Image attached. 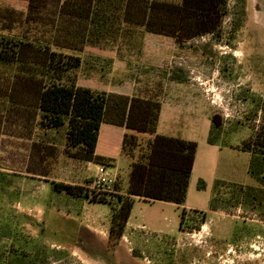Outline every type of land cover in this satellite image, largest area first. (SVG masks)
<instances>
[{"label": "rangeland", "instance_id": "374dc122", "mask_svg": "<svg viewBox=\"0 0 264 264\" xmlns=\"http://www.w3.org/2000/svg\"><path fill=\"white\" fill-rule=\"evenodd\" d=\"M15 1L11 6L25 8ZM184 37L143 33L133 49L86 48L80 56L94 68L82 66L77 79L93 90L158 100L157 133L196 142L184 204L136 200L123 236L110 241V206L99 201L112 204L114 187L125 190L131 159L115 155V166L107 165L119 173L112 188L88 194L90 202L83 195L94 167L63 156L59 138L43 135L25 110L14 123L0 122V264L16 254L30 264H264L261 234L223 250L215 245L229 240L234 221L264 231L255 211L232 204L229 186L253 184L243 145L264 123L252 102L264 104V0H244V7L226 0L216 33ZM176 69L181 83L169 80ZM213 116L222 125L217 145L206 141ZM216 181L223 185L214 190ZM59 183L73 193L59 191Z\"/></svg>", "mask_w": 264, "mask_h": 264}, {"label": "trees", "instance_id": "16d2710c", "mask_svg": "<svg viewBox=\"0 0 264 264\" xmlns=\"http://www.w3.org/2000/svg\"><path fill=\"white\" fill-rule=\"evenodd\" d=\"M23 1L25 8L20 10L11 6L15 0H0L5 3L0 5V122L14 123L18 113L30 110L37 130L43 135L52 131L59 138L63 156L106 167L113 159L96 154L101 125L126 129L128 136L121 146L122 153L131 159L126 189L117 191L114 187L112 204L99 201L110 206V241L123 236L135 197L183 205L196 142L156 133L161 108L156 99L79 86V69L93 67L80 54L86 48L133 49L134 40L143 33L178 36L182 31L186 39L213 35L226 14V0ZM237 1L244 7V0ZM240 15L243 17L244 10ZM169 80L183 82L180 69L173 70ZM252 102L264 112V104L259 107L258 101ZM221 131L222 125L213 116L207 143L219 144ZM144 135L151 140L143 139L144 146L139 147L137 138L148 137ZM243 150L250 154L247 172L253 184L229 185L230 200L233 205L255 211L264 220V123L244 143ZM222 185L216 181L214 190ZM55 186L61 188L59 191L73 193L70 185ZM90 186L83 198L94 202L88 194L100 191ZM256 234L264 236V231L234 221L229 240L216 241L215 245L223 250L226 243L234 244ZM1 264L30 263L25 256L16 254Z\"/></svg>", "mask_w": 264, "mask_h": 264}, {"label": "crops", "instance_id": "0c3cea01", "mask_svg": "<svg viewBox=\"0 0 264 264\" xmlns=\"http://www.w3.org/2000/svg\"><path fill=\"white\" fill-rule=\"evenodd\" d=\"M2 4H5V3H2ZM2 4L0 3V5H2ZM14 9H16V8H14ZM117 91H119V92H113V90H112L110 93L111 94H116V95L132 96V92L131 93L122 94L123 93L122 91H120V90H117ZM160 110H161V108H160ZM160 114H161V112H159L158 120L160 118ZM103 125H107L108 127H106L103 130V127H102ZM156 133H157V130H156ZM129 134L130 135H134L136 133L131 132ZM166 135L174 136V135H171V134H166ZM126 136H128V133H127L125 128L119 127V126H115V125L102 124L101 127H100V130H99L98 141H97V145H96V154L100 155V156H103L105 158L113 159L110 166H112V167L115 166V155H117V154L118 155H122L123 154L122 151H121V146H122V141L124 140V138H126ZM144 136H148V135H144ZM136 137H139V136L136 135ZM174 137L181 138L180 136H174ZM182 139H184V138H182ZM150 140L151 139H150L149 136L145 138V142H149ZM184 140H188V139H184ZM113 151H114V158H113ZM194 164H195V158H194V162H193L191 173L193 171ZM114 171H115V168H114ZM115 174H116V176H118L119 173L117 172ZM114 193H115V190H114ZM136 200L141 201L142 198L135 197L134 201H136ZM154 202H159V203H163V204H167V205L178 207L175 204H171V203H167V202H160V201H154ZM128 222H129V218L127 220L126 226L128 225Z\"/></svg>", "mask_w": 264, "mask_h": 264}, {"label": "built area", "instance_id": "2783aa9c", "mask_svg": "<svg viewBox=\"0 0 264 264\" xmlns=\"http://www.w3.org/2000/svg\"><path fill=\"white\" fill-rule=\"evenodd\" d=\"M88 166L94 167L91 190L109 192L113 186L116 174L111 173L108 167L101 164L88 163Z\"/></svg>", "mask_w": 264, "mask_h": 264}, {"label": "flooded vegetation", "instance_id": "af4514ba", "mask_svg": "<svg viewBox=\"0 0 264 264\" xmlns=\"http://www.w3.org/2000/svg\"><path fill=\"white\" fill-rule=\"evenodd\" d=\"M169 264H174V263H169Z\"/></svg>", "mask_w": 264, "mask_h": 264}]
</instances>
